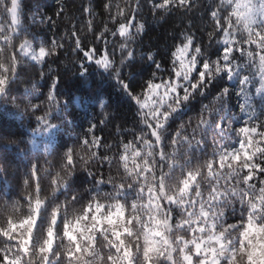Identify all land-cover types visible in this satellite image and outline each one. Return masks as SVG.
<instances>
[{
    "label": "snow or ice",
    "instance_id": "1",
    "mask_svg": "<svg viewBox=\"0 0 264 264\" xmlns=\"http://www.w3.org/2000/svg\"><path fill=\"white\" fill-rule=\"evenodd\" d=\"M78 10L58 0L38 19L0 0V107L23 120V102L30 145L0 147V264H264V0H106L99 24L91 0ZM145 10L187 23L163 50L136 48ZM57 60L115 79L132 118L101 96L54 143L75 121ZM137 60L151 66L139 84Z\"/></svg>",
    "mask_w": 264,
    "mask_h": 264
},
{
    "label": "trees",
    "instance_id": "2",
    "mask_svg": "<svg viewBox=\"0 0 264 264\" xmlns=\"http://www.w3.org/2000/svg\"><path fill=\"white\" fill-rule=\"evenodd\" d=\"M89 0H83V3L87 4ZM92 5L96 12L95 23L99 24L101 19H107L106 13L102 10V5L106 0H91ZM115 2V0H114ZM123 3V0H120ZM24 3L33 12L37 14L39 19V14H46L48 16L54 17V12L58 7V0H24ZM66 4L69 15H75L77 21L81 19V12L78 10L81 6V0H64ZM27 11V9H26ZM144 21L146 23L145 31L142 36L138 37L140 41L139 44L134 45L136 48L147 49L152 46L155 49L163 50L167 45L173 43L172 38L169 36V32L175 29L176 32L180 28L186 25L187 21L183 19V16H177L176 13L170 15V17L163 20L154 19L152 14L145 10L143 13ZM87 17L85 16V19ZM193 19L196 23H199L198 14L193 15ZM68 26V22L58 23L55 31L59 33L60 36L64 35L65 27ZM44 32H47L49 36L51 32L49 29L44 28ZM84 35L91 38V34L85 31ZM200 36V33H197ZM111 37L109 40L111 41ZM119 52L116 53L117 62L119 60ZM61 59L63 55L61 54ZM78 67V66H76ZM76 67L68 64H61L59 60L51 63V68L53 73H59L61 75V87L64 91V96L62 98V103L67 104L68 119H73L75 117L74 124L70 126L74 131L71 134H65L57 136L55 143L57 145L67 142L71 144L74 139V133L81 132L88 127V119L94 114L98 116L99 108L97 105V98L103 97L110 102V111L117 114L118 119H131L132 112L134 108L131 107L132 102L129 101L128 97L123 93L119 85L116 83L115 79H108L107 74L103 73L102 69H96L94 66L90 69V74L86 78H80L78 72H76ZM72 68V71H68ZM44 71H48V66H44ZM151 71V66L149 64L141 63L137 60L136 68L132 71V76L130 79L135 84H139L142 78H146ZM129 69H124V73L127 76ZM41 88L43 91H47V85L42 83ZM43 99V96L40 97ZM38 102V101H37ZM235 103V100L233 101ZM198 101H194L193 104L187 107L184 111L185 115H191L193 107H198ZM34 126V124H33ZM29 131V126L21 119H18L13 111H6L3 107H0V136H27ZM105 135L107 133H104Z\"/></svg>",
    "mask_w": 264,
    "mask_h": 264
},
{
    "label": "clouds",
    "instance_id": "3",
    "mask_svg": "<svg viewBox=\"0 0 264 264\" xmlns=\"http://www.w3.org/2000/svg\"><path fill=\"white\" fill-rule=\"evenodd\" d=\"M14 111H19L23 116V121L26 125H28L29 116L27 114L26 109L23 106V102H21L18 106H13ZM60 124V121H57V125ZM69 134L66 130H62L57 136ZM56 136V137H57ZM56 137L53 138L55 141ZM29 139L28 136H0V147L7 148L9 151L12 149H17L21 151H27L30 145L26 142ZM25 141V142H22ZM43 143V141H41ZM55 143V142H54Z\"/></svg>",
    "mask_w": 264,
    "mask_h": 264
},
{
    "label": "rangeland",
    "instance_id": "4",
    "mask_svg": "<svg viewBox=\"0 0 264 264\" xmlns=\"http://www.w3.org/2000/svg\"><path fill=\"white\" fill-rule=\"evenodd\" d=\"M41 141H43V143H44V142H46V140H45L43 137H38L37 142H38V144H39V145L41 146V148H42L43 143H41Z\"/></svg>",
    "mask_w": 264,
    "mask_h": 264
}]
</instances>
